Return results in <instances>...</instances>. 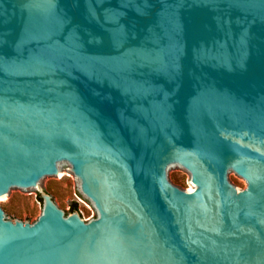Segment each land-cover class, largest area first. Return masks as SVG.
<instances>
[{"label": "water", "instance_id": "95a60500", "mask_svg": "<svg viewBox=\"0 0 264 264\" xmlns=\"http://www.w3.org/2000/svg\"><path fill=\"white\" fill-rule=\"evenodd\" d=\"M0 264H264V0H0Z\"/></svg>", "mask_w": 264, "mask_h": 264}, {"label": "rangeland", "instance_id": "374dc122", "mask_svg": "<svg viewBox=\"0 0 264 264\" xmlns=\"http://www.w3.org/2000/svg\"><path fill=\"white\" fill-rule=\"evenodd\" d=\"M179 186H192L190 173L181 166H170L167 172ZM229 180L238 188L247 187V182L232 171ZM51 194L59 208L70 214L73 203L77 204V210L86 220L95 217L97 210L78 191L73 171L66 163L63 164L59 174L50 180L43 182V191ZM41 192L15 189L7 201L1 202L5 210V216L10 220H23L35 222L43 211Z\"/></svg>", "mask_w": 264, "mask_h": 264}, {"label": "trees", "instance_id": "16d2710c", "mask_svg": "<svg viewBox=\"0 0 264 264\" xmlns=\"http://www.w3.org/2000/svg\"><path fill=\"white\" fill-rule=\"evenodd\" d=\"M77 209H78L77 208V204L76 203H73L72 211L77 210Z\"/></svg>", "mask_w": 264, "mask_h": 264}]
</instances>
